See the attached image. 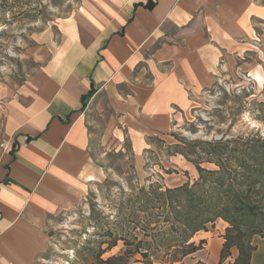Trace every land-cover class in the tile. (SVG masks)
Returning a JSON list of instances; mask_svg holds the SVG:
<instances>
[{
    "label": "crops",
    "instance_id": "obj_1",
    "mask_svg": "<svg viewBox=\"0 0 264 264\" xmlns=\"http://www.w3.org/2000/svg\"><path fill=\"white\" fill-rule=\"evenodd\" d=\"M60 31L50 60L7 106L0 264H35L48 247L46 216L73 207L87 177H98L82 98L91 90L87 101L104 98L115 115L113 134L119 142L129 138L140 155L195 108L223 68L258 53L264 0H91ZM227 226L217 219L195 234L205 244L184 263L219 264ZM252 245L249 264H264V237ZM237 254L231 249L225 264Z\"/></svg>",
    "mask_w": 264,
    "mask_h": 264
},
{
    "label": "rangeland",
    "instance_id": "obj_2",
    "mask_svg": "<svg viewBox=\"0 0 264 264\" xmlns=\"http://www.w3.org/2000/svg\"><path fill=\"white\" fill-rule=\"evenodd\" d=\"M90 1L0 0V143L9 102L50 60L66 21ZM255 46L258 53L245 56L243 68L241 60H235L231 70L223 68L195 108L179 116L166 136L148 140L150 148L140 155L134 154L129 138L119 142L113 134L117 124L109 103L98 98L96 104L95 96L87 101L91 164L98 177H87L73 207L46 216L48 247L35 264H105L125 249L134 250L141 240L140 249L148 248L156 264L164 263V252L155 249L161 248L166 224L161 210L151 211L153 185L164 191L193 184L198 175L188 159L205 148L203 142L264 137V45ZM201 166L216 169L214 164ZM139 261L142 257L136 253L112 264H142Z\"/></svg>",
    "mask_w": 264,
    "mask_h": 264
},
{
    "label": "trees",
    "instance_id": "obj_3",
    "mask_svg": "<svg viewBox=\"0 0 264 264\" xmlns=\"http://www.w3.org/2000/svg\"><path fill=\"white\" fill-rule=\"evenodd\" d=\"M152 6L144 5L148 9ZM93 93L91 90L82 98L83 108ZM203 144L205 148L188 159L198 173L193 184L184 183L164 191L152 187L151 211L161 210L166 224L161 248L154 249L167 257L162 264H185L184 259L205 244L204 240L195 242V234L207 231L217 219H222L228 226L219 264H225L233 248L238 254L228 264H249L256 249L252 245L253 237H264V137L255 134ZM202 163L214 164L216 169L207 170ZM124 245L129 247L126 240ZM142 245V240L138 241L134 250L125 249L121 255L110 257L104 263L121 262L138 253L142 257L140 263L156 264L148 248L144 252L140 249Z\"/></svg>",
    "mask_w": 264,
    "mask_h": 264
},
{
    "label": "bare ground",
    "instance_id": "obj_4",
    "mask_svg": "<svg viewBox=\"0 0 264 264\" xmlns=\"http://www.w3.org/2000/svg\"><path fill=\"white\" fill-rule=\"evenodd\" d=\"M93 179L91 177H88V181H92Z\"/></svg>",
    "mask_w": 264,
    "mask_h": 264
}]
</instances>
